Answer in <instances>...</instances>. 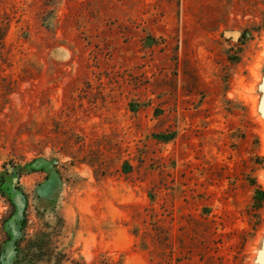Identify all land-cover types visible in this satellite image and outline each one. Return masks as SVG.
<instances>
[{
    "label": "rangeland",
    "instance_id": "obj_1",
    "mask_svg": "<svg viewBox=\"0 0 264 264\" xmlns=\"http://www.w3.org/2000/svg\"><path fill=\"white\" fill-rule=\"evenodd\" d=\"M2 27L0 264H264V0H0Z\"/></svg>",
    "mask_w": 264,
    "mask_h": 264
},
{
    "label": "trees",
    "instance_id": "obj_2",
    "mask_svg": "<svg viewBox=\"0 0 264 264\" xmlns=\"http://www.w3.org/2000/svg\"><path fill=\"white\" fill-rule=\"evenodd\" d=\"M0 44H2V39L3 37L5 36V32H6V27H2L0 28ZM56 264H84L83 262H80V261H75L73 259H70V257H59V260ZM107 264V263H105ZM111 264H122L120 262H114V263H111Z\"/></svg>",
    "mask_w": 264,
    "mask_h": 264
}]
</instances>
